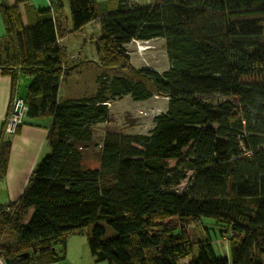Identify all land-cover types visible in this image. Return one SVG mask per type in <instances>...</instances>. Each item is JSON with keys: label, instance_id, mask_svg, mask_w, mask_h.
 <instances>
[{"label": "trees", "instance_id": "1", "mask_svg": "<svg viewBox=\"0 0 264 264\" xmlns=\"http://www.w3.org/2000/svg\"><path fill=\"white\" fill-rule=\"evenodd\" d=\"M111 1L117 7L101 14L96 0H69V34L101 24L100 72L95 93L64 101L63 25L49 8L24 26L28 0L1 6L8 117L20 77L29 76L26 116L51 122L50 152L16 201H0V260L53 264L64 260L59 245L86 232L92 256L109 264H264V0ZM158 38L169 69H134L126 46ZM131 69L138 81L107 79ZM124 95L165 97L168 107L146 134H107L98 163L87 166L94 127L110 121V102ZM23 125L10 134L5 120L0 130V182ZM205 218L227 241L228 257L215 253Z\"/></svg>", "mask_w": 264, "mask_h": 264}, {"label": "rangeland", "instance_id": "2", "mask_svg": "<svg viewBox=\"0 0 264 264\" xmlns=\"http://www.w3.org/2000/svg\"><path fill=\"white\" fill-rule=\"evenodd\" d=\"M158 1L159 0H149L148 5H154ZM62 20L64 24L65 36L70 37L65 41L67 47H62L63 62L66 65V68H69V71L68 74L61 80L59 99L64 101L67 99H79L91 96L97 89L96 76L100 72L97 67L100 57L96 50L97 39H95V33L99 35L101 34V31L99 32V30H96L95 33L93 32L91 35L94 36L93 39L86 37L85 35H80L79 33H77V35L70 36L69 31L72 29L71 16L66 22L63 18ZM68 27L70 30L66 31ZM126 48L130 57V62L134 69L148 68L163 73L170 67L166 41L162 38L144 42L133 41L128 44ZM114 76H125L133 81H138V78L134 76L132 69L109 72L107 74V79ZM245 80L250 81V79ZM32 82V77L21 76L19 79L17 96L27 99L29 87ZM224 99L226 98L219 96L207 97V100L213 101H221ZM108 107L111 110V119L107 123H101L94 127V142L85 152L87 166H96L98 163L101 145L107 134H146L152 130L154 127V118L157 115L166 112L168 101L165 97L161 96H152L148 100L144 101L135 100L132 96L124 95L116 98L115 101H111L110 106ZM26 120H28V118L25 114L22 121L26 122ZM32 120L41 122H43V120H50L51 122V118L49 117ZM7 121L8 117L6 118V126ZM47 149L49 148L47 147ZM49 150L45 153V155L50 152ZM3 181H5V179ZM16 183L20 185L19 176L16 179ZM27 183L28 180L24 182V184H22L21 181L24 188ZM186 184L187 181L180 186V190H183ZM6 185L7 182L0 184V197H2V203L8 202L9 200L8 194L10 193V190L7 189ZM203 224L207 228H211L210 234L213 240L215 253L217 255L228 257V243L220 237L218 228L214 226V221L205 218L203 219ZM109 233L112 234L111 230H109ZM2 239L4 242L13 243L15 241V237L8 233H6L5 237ZM57 255L59 257H64V260H59L53 264H109L107 261H97L96 258L92 256L86 232L70 235L66 241V245H59L57 247ZM188 261L189 259L183 260L181 264H187Z\"/></svg>", "mask_w": 264, "mask_h": 264}, {"label": "crops", "instance_id": "3", "mask_svg": "<svg viewBox=\"0 0 264 264\" xmlns=\"http://www.w3.org/2000/svg\"><path fill=\"white\" fill-rule=\"evenodd\" d=\"M98 10L101 14H105L109 11L114 10L117 5L111 0H96ZM134 3L140 5H148L149 0H131ZM4 4L13 5L15 0H0V39L5 35V28L1 15V6ZM51 9L53 17H55L58 22L62 25L63 20L65 22L70 18V7L69 1L67 0H28L25 4L20 6V12L22 15V20L24 26L28 24L35 23L38 19V11L44 9ZM67 25V24H66ZM69 27L66 31H69ZM101 31L100 22H93L85 26L80 32V35H85L91 39L94 36H91L95 31ZM61 31L64 34L62 38H59V44L61 47H67L65 41L70 37L65 36L64 26L61 27ZM70 36L77 35L69 34ZM100 35V34H99ZM98 34L95 33V39L98 38ZM87 40V39H84ZM97 64V63H95ZM19 96H14V99ZM20 98V97H19ZM11 101V79L9 77L2 76L0 73V130L5 123L6 118L8 117L9 104ZM50 120L33 121L26 120L25 125L22 127V131L19 135L13 139V149L9 164L8 174L5 178V181L0 182L4 184L7 182V189L10 190L8 194V202L3 204H8L9 202L16 201L24 191V182L30 178L31 172L34 169V166L38 161L41 160L43 155L48 150L46 147V136L49 128ZM19 176V183H16V179ZM22 181V184H21ZM2 202V197H0Z\"/></svg>", "mask_w": 264, "mask_h": 264}, {"label": "built area", "instance_id": "4", "mask_svg": "<svg viewBox=\"0 0 264 264\" xmlns=\"http://www.w3.org/2000/svg\"><path fill=\"white\" fill-rule=\"evenodd\" d=\"M27 112V106L24 102L23 98H15L12 103L11 113L8 117L7 121V133L13 134L17 128L23 121L24 115ZM0 264H4L2 260H0Z\"/></svg>", "mask_w": 264, "mask_h": 264}]
</instances>
